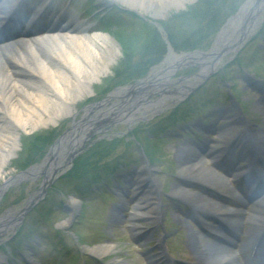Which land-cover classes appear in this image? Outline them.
Here are the masks:
<instances>
[{
    "label": "rangeland",
    "instance_id": "1",
    "mask_svg": "<svg viewBox=\"0 0 264 264\" xmlns=\"http://www.w3.org/2000/svg\"><path fill=\"white\" fill-rule=\"evenodd\" d=\"M59 1L61 2L62 8L69 2V0H56L55 5H57ZM110 1L111 0H71L69 4L72 18L78 25L85 29L88 35L93 36V34L98 31L101 33L109 32L119 47L114 64L110 67L109 72L104 77H102L98 82H94L91 87L92 93L74 105V110L72 112L75 115L74 118L60 119L56 124L46 129H40L31 132L30 134H20L17 147L14 150V156L5 168L3 178H0V184L2 180H6L16 172L23 170L24 168L22 169L20 164L30 166L31 164L39 163L48 152L55 139L70 127L73 120L77 121L81 119L87 107L98 103L104 99L108 93L112 92L113 89L116 88L114 87L110 89L109 85L119 79V77L125 75L122 73V69L128 68L131 65L136 66L137 63L145 60L142 53L145 51L144 47L150 40L153 31L159 32V23L165 22L171 14H176L180 11H169L166 16L160 20L150 19L148 18V15H140L141 19L139 17L135 18L127 15V17L124 16V21L122 23V25L126 28H115L114 26L108 27L103 21H100V19H95L96 15L103 14L104 12L109 13L113 9H116V7L123 8L117 3H110ZM192 4L193 2L186 6ZM154 23L156 24L155 26L153 25ZM151 26L155 28L152 30ZM107 28H109V30L106 31ZM260 28L256 30L255 34ZM255 34L251 38H253ZM137 47L138 50H140L139 54L136 53L134 56H131V58H127L123 55L124 49L129 48L132 50L131 53H133ZM256 48H258L259 51H256ZM174 53L176 55L180 54V52ZM164 59L165 56L157 65L151 67L146 75L155 73L162 66V61ZM238 62H241V65H239ZM224 68L223 72H225V77L231 79V77L237 76L235 81H232L231 84L215 85L216 78H209L205 82L208 86L215 85L213 89H216L217 92L219 90L220 93L223 91V93L216 96L218 103L211 109L207 118L205 116V119L197 120L193 124L191 123L192 127L199 126L198 124L201 122H206L208 125L210 122H215L217 118L223 120L227 115L231 116L233 114H238L239 111L237 110L236 104L226 98L227 93L225 90L232 89L233 93L237 96V99H239V102H241L245 113L244 117L256 127V130L259 129L260 131H263L264 114L262 106L264 104V43L260 40L251 43L249 40L236 54V58L232 59L231 63L226 66V70ZM197 71L198 69L196 66L188 69H182L176 72L175 76L171 78V80L176 81L178 79H187L188 77H185L186 75H190ZM238 72H241V74H238ZM243 77L249 82V84L242 81ZM130 84L132 83L123 85V87ZM183 85H185V83ZM211 95L212 97H215L214 93H211ZM150 99L152 100L154 97L152 96ZM118 101L119 100H111L107 105V108L111 104ZM169 103L170 102H168V104ZM161 109L162 110H160V112L153 117L132 124L130 129L133 130L131 132L128 130V126L126 124L114 125L103 135H96L95 137H99L98 139L100 140L95 138L91 145L93 146L104 140L110 141L114 138H123V143H129L131 142L129 135H133L136 131L138 143L146 149V156L148 160L147 166L151 169L150 178L160 187L159 192L162 197V214L160 217V213L157 214L155 222L136 221L131 223L134 218L132 214L137 213L135 211V207L132 205L133 203H131L133 198L130 197L128 199H122L119 196L121 194H119L117 186H119V184L122 185L121 182L123 179H121V175L131 174L135 170H145L142 159L143 156L140 154L141 152L134 149L135 147H132L134 144L132 146L129 145L128 153L121 157L117 162L120 168H118L113 175L108 176L106 182L104 183L105 185H110L113 183V176H115V174H119L120 178L117 177L114 188L109 186L107 193L104 191H100V193L98 192V194H95L97 195L96 198L91 203H86V201L80 200L79 198V211L77 212V209L73 208L75 211L74 215L77 214L75 218L73 216L69 218L64 211L61 212V210H54V212L50 215L49 221H39L38 225L40 224V228L37 232L33 234L27 231L30 237L24 239L23 242L20 243L17 235L7 240L0 245V252L6 251V255L4 256H7V259L1 260L0 264H100L99 261L90 259L81 254L79 246L86 245L94 247L105 244H112L114 245V248L112 253L101 259L103 264H154L152 263L151 256L155 255L159 257L160 251L156 248H152L156 243H159L161 246L160 242L162 241L163 236L167 237L165 244L162 241V247L165 253L170 254V256L178 261L183 260L193 263L194 258L188 248V234L190 228H188L184 218L183 220L181 219L180 222L178 216L179 213L176 208V204H178L176 200H165L163 196L165 193L171 196L172 189L176 186L183 187L184 182L182 180L184 178L190 180L186 172L181 173L178 163L179 153L180 149H184L186 145H190L191 141L197 142V138L192 135L190 130H184L185 133L177 130L168 137H164L166 135L156 137L152 134H149V136L147 134H143V130L151 128L152 123L158 120L160 116L165 115L167 110H165V107ZM52 131H56L57 135L52 143L47 147L43 155L41 157H36L35 162L27 164L30 160L26 159L25 155L27 154L24 152L23 143L25 138H28L32 134H45ZM214 133L215 132L212 131L210 136L205 132L206 136H202L205 139L206 146H209L210 148H214V146H216L215 141L217 140V137L212 136ZM91 146L89 148H91ZM202 146L205 147V145ZM123 147L125 146H120L119 155L126 152V148L124 149ZM89 148L87 150H89ZM87 150L84 153H86ZM203 164L207 172L215 173V171H217L212 167L214 161L212 162L207 159L203 162ZM73 165L67 173L72 170ZM140 177L142 176L133 178L131 175L127 177V179L131 182L135 181L136 184L138 183L136 181H139ZM41 180L42 178H37L33 181L26 180L9 186L0 200V217L7 211L19 209L24 204L28 196L38 189ZM143 183L144 184L142 186H145L146 183ZM227 184L229 185L228 181L224 184V188H216L215 186L208 187L214 188L219 193H225L228 188ZM23 185H26L27 187L24 192L20 190ZM68 188H66V190ZM21 195H24L25 197L21 202L17 203V200ZM48 197L55 202H58L61 199L57 194L56 196H51L48 193L46 198ZM120 207L121 212L119 216L123 219L121 222L116 220L117 216H115L116 209ZM26 220L27 217L24 220V223L27 222ZM69 220L71 221L70 223L67 222ZM174 220H176V222ZM66 223H68L66 228H57V224L64 225ZM134 226L139 229H143V231H136V234L134 235V232L132 233V231H130V228ZM8 236L9 232L5 235V237ZM133 237L137 241V244H135L132 240ZM200 237L203 239V242L206 241L204 240L205 237L202 233ZM77 241L79 243H77ZM15 244L21 247H17L16 250L14 247ZM1 259H4L3 256Z\"/></svg>",
    "mask_w": 264,
    "mask_h": 264
},
{
    "label": "bare ground",
    "instance_id": "2",
    "mask_svg": "<svg viewBox=\"0 0 264 264\" xmlns=\"http://www.w3.org/2000/svg\"><path fill=\"white\" fill-rule=\"evenodd\" d=\"M6 1L8 0H0V7H3ZM111 1L137 14L160 20L167 12L178 11L192 0ZM14 2H18L17 7L9 16L5 17L6 13L0 9V28L7 29L14 23L20 28L23 23L28 24L33 20L31 25L40 24L39 28H42L43 32L34 33V30L26 31L23 28L18 30L20 36L12 42L13 44L4 48L0 46V178H3L5 168L14 156L20 134L46 129L60 119L74 118V105L92 93V85L109 72L118 54V47L111 37L86 34L83 27L69 21L65 15L68 12L61 10L60 6H54L51 1L13 0L11 4L14 5ZM63 18L66 25L61 22ZM263 18L264 11L260 14L258 23H261ZM43 23L45 24L42 25ZM174 63V58L166 61L160 67L158 75L153 76L140 91L116 94L123 96L121 108L105 112L101 106L87 107L82 120L111 117L129 123L131 119H145L161 108L168 107V102L172 101L174 94L191 86L189 83L184 86V81L167 80ZM204 71L202 69L201 74H204ZM154 92H158L161 99ZM149 95L154 99L151 100ZM145 97L149 101H158V104H153L151 108L149 105L144 106ZM138 105L141 107L137 108ZM87 127L91 125H85L81 129ZM104 130L102 127L95 132L104 133ZM226 130L216 136L222 137ZM245 140L242 139L243 142ZM192 147V144L186 145L181 150V173L186 172L192 180L203 182L207 186L224 188V178L207 172L202 160L204 156L200 155L201 150H194ZM245 150L248 154L254 151L252 146L250 151L247 148ZM210 155L212 156L211 153ZM215 155L212 159H216ZM49 159L50 156L46 158L47 161ZM147 188L145 193L139 195L134 206L139 214L151 217L157 208L155 195L158 189L155 182ZM172 195L182 200L183 204L187 203L195 208L196 213L226 219L232 225V230H239L252 237L264 223V194L253 206L254 216H245L240 210L243 200L232 192L230 195L234 207L212 200L205 194L203 196L198 192L188 191L181 186L174 187ZM121 219L119 216L116 218L119 221ZM10 225L1 226L0 234L8 232ZM188 239L195 264H238L231 252L222 248L218 238L203 242L194 229H189ZM113 248L114 245L105 244L88 249V253L101 258L112 253Z\"/></svg>",
    "mask_w": 264,
    "mask_h": 264
},
{
    "label": "trees",
    "instance_id": "3",
    "mask_svg": "<svg viewBox=\"0 0 264 264\" xmlns=\"http://www.w3.org/2000/svg\"><path fill=\"white\" fill-rule=\"evenodd\" d=\"M243 1L244 0H196L195 3L187 6L184 11L171 14L165 22L159 23V26L167 44L174 52L181 53L193 50L206 51L209 49L214 36L221 26L230 16L235 14ZM127 15L137 18L131 13H123L118 9H114L107 14L105 20L107 21L108 27H125L122 23L124 21V16L127 17ZM153 28L155 27L151 29L153 30ZM258 40L264 41V23L250 41L254 43ZM144 49L145 51L142 53V56L145 60L137 63L136 66L131 65L128 68L122 69L121 71L125 75L110 83V89L133 83L137 79L143 78L151 67L157 65L162 60L166 53V44L163 41L162 35L157 31H153ZM131 51L132 50L129 48L124 49L123 55L127 58H131V56H134L136 53H140L138 47L133 53H131ZM256 51H259V49L256 48ZM238 63L241 65V62ZM189 106L190 103L187 102L185 107H179L178 110L175 111L176 114L172 116L173 120L177 117L180 119L189 118ZM170 118L158 121L156 125L151 126L145 133L157 135L159 130L168 124ZM56 135L57 132L52 131L45 134H32L28 138H25L23 143L24 152L27 154L25 155L26 159L30 160L27 164L35 162L36 157H41ZM132 136L136 138V131ZM123 140V138H114L110 141L104 140L91 146L86 153L79 156L74 161L72 170L64 175L48 193L51 196H56V193L65 196L73 194L86 201V203H91L97 196L95 194H98L96 187L104 185L107 177L111 176L113 171L116 170L119 159L128 153L129 143H123ZM121 145L125 146L123 148H126V152L119 155L118 153ZM20 166L23 169L27 165L20 164ZM26 188V185H23L20 190L24 192ZM66 188L68 189L66 190ZM24 197V195H21L17 203L21 202ZM62 206L63 204L60 201L55 202L49 197L45 198V201L33 210L27 217V222L23 223V226L18 230L17 238H19L20 243L27 237H30L28 232L34 234L39 230L40 224L38 225V223L40 220H46L45 222L49 221L50 215L54 210Z\"/></svg>",
    "mask_w": 264,
    "mask_h": 264
},
{
    "label": "water",
    "instance_id": "4",
    "mask_svg": "<svg viewBox=\"0 0 264 264\" xmlns=\"http://www.w3.org/2000/svg\"><path fill=\"white\" fill-rule=\"evenodd\" d=\"M194 1L195 0H192L191 2ZM184 9L185 6L180 8L179 10ZM263 11L264 0H245L240 5L236 13L230 16L217 32L210 48L207 51L194 50L176 55L170 49V47L167 46L166 57L163 60L162 65L172 58L176 60V63L173 64L171 71L169 72L167 80L170 79L171 81V78L175 76L176 72L182 69H188L194 66H196L198 69V72L195 73L192 77L189 76L187 79L177 80V82L184 81L186 82V84L189 83L191 86L185 88L183 91L179 90L177 94L173 95L174 97L171 96V103L184 101L185 98L193 94L196 89L203 85L211 76H213L218 70H220L224 65L229 63L234 58L235 55L250 40V38L254 35L256 30L264 21L263 18L261 20V23H258L260 14ZM225 58L226 60L223 61ZM159 69L155 73L146 76L144 79L138 80L133 85L113 89V91L108 93L104 99L91 106H101L102 110L105 112H110L111 110L115 111L116 109L121 108V104L123 102V100L121 99L123 98V96H119L116 94H118L119 92L124 93L135 90L136 92L140 91L142 89V86L145 85L153 76L158 75ZM202 69L205 70L204 74H201ZM162 91L164 92L165 90ZM154 94H158L159 99H161V96L158 92H154ZM111 100L119 101L111 104L107 108V105ZM144 100V106L149 105L150 108L153 104H158L157 100V102L149 101L147 97H145ZM139 107H141V105H138L137 108ZM159 112L160 110L155 112L148 118L153 117ZM82 118L77 121H72L70 127L55 139L48 152L39 163L28 166L24 170L16 172L6 180H2L0 184V200L9 186L18 184L26 180L33 181L37 178H42L38 189L28 196L24 204L19 209L7 211L0 217V227L3 225L11 224L8 227V237H5V235L8 233L7 231H4L2 234H0V244L6 242L15 235L16 230L21 227L26 215L30 213L34 209V207L37 206L41 201H43L48 189H50L61 176H63L70 170L73 165L74 159L86 151V149L91 144V140L96 135L104 134L114 125L118 124H126L128 126V130H130V125L134 124L135 122L147 119L136 118L135 120L131 119V121H128L129 123H125L121 119H111V117L92 119L88 121H83ZM85 125H91V127L81 129ZM102 127L105 129L103 131L104 133L95 132V130ZM48 156H50V159L47 161L46 158ZM70 204H73L76 207L77 212L79 211V201L75 200L73 196H69L66 199V203L64 204L65 213L72 215L75 212L71 208ZM5 216L6 218H4ZM76 216L77 214H75L74 218ZM89 256L95 258L94 256Z\"/></svg>",
    "mask_w": 264,
    "mask_h": 264
}]
</instances>
